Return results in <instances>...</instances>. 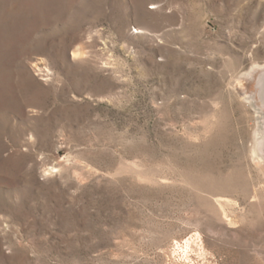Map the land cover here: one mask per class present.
<instances>
[{
  "label": "rangeland",
  "instance_id": "374dc122",
  "mask_svg": "<svg viewBox=\"0 0 264 264\" xmlns=\"http://www.w3.org/2000/svg\"><path fill=\"white\" fill-rule=\"evenodd\" d=\"M0 264H264V0H0Z\"/></svg>",
  "mask_w": 264,
  "mask_h": 264
},
{
  "label": "bare ground",
  "instance_id": "6f19581e",
  "mask_svg": "<svg viewBox=\"0 0 264 264\" xmlns=\"http://www.w3.org/2000/svg\"><path fill=\"white\" fill-rule=\"evenodd\" d=\"M256 152V151H255Z\"/></svg>",
  "mask_w": 264,
  "mask_h": 264
}]
</instances>
